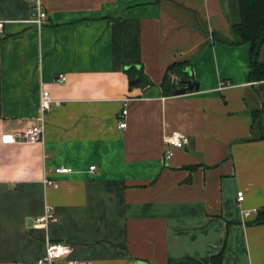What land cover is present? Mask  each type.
I'll return each instance as SVG.
<instances>
[{
  "label": "crops",
  "instance_id": "obj_1",
  "mask_svg": "<svg viewBox=\"0 0 264 264\" xmlns=\"http://www.w3.org/2000/svg\"><path fill=\"white\" fill-rule=\"evenodd\" d=\"M41 1L38 26L33 0H0V264L47 240L93 264H264V79H249L238 0ZM176 60L198 89L164 92ZM42 90L60 100L42 139L4 143ZM176 129L188 142L166 158ZM48 206L56 220L34 226Z\"/></svg>",
  "mask_w": 264,
  "mask_h": 264
},
{
  "label": "built area",
  "instance_id": "obj_2",
  "mask_svg": "<svg viewBox=\"0 0 264 264\" xmlns=\"http://www.w3.org/2000/svg\"><path fill=\"white\" fill-rule=\"evenodd\" d=\"M32 13L33 19L38 26H41L47 17V13L43 8V4L41 0H33L32 5ZM3 33V22L0 20V34ZM56 80L59 82H63L66 80V75L59 73L56 77ZM220 87L225 86L227 81L221 80L219 82ZM124 99V107L121 109V114L124 116L127 112L126 103ZM60 103V100L51 97L50 93L47 90H42L39 99L40 105V113L35 117L33 122L22 128L15 133H4L1 135L2 141L4 143L7 142H15V141H38L42 139V132L44 128V113L49 110L52 105H57ZM127 124L124 118L120 119L118 122L119 127H125ZM6 137L10 139H5ZM165 142L167 143V147L165 150V157L168 158L173 153L174 148L184 146L188 142V137L183 131L174 130L170 134L165 136ZM93 168V166H91ZM56 171H69L70 168L63 165H58L55 167ZM48 184H52V182L47 181ZM244 197L243 191H239L237 193V200L240 202ZM248 212H246L247 214ZM56 217L52 211L51 207H46L44 214L40 215V217L34 220V226L41 227L45 226L48 222L55 221ZM45 252L41 257L37 258V260H26V261H14L12 264H93L91 259H79V258H69V255L72 252V248L65 243L61 242H45Z\"/></svg>",
  "mask_w": 264,
  "mask_h": 264
},
{
  "label": "trees",
  "instance_id": "obj_3",
  "mask_svg": "<svg viewBox=\"0 0 264 264\" xmlns=\"http://www.w3.org/2000/svg\"><path fill=\"white\" fill-rule=\"evenodd\" d=\"M241 18L234 22L233 29L241 37V41L251 43L250 46V80L264 79V63L259 60V48L264 41V0H238ZM190 62L188 60H176L166 67L161 81L165 93H170L184 79H194L191 72L187 70ZM129 73L131 82L144 86L151 84L149 77L134 65L125 69ZM264 221V215L257 218ZM217 263V262H216ZM213 263V264H216Z\"/></svg>",
  "mask_w": 264,
  "mask_h": 264
},
{
  "label": "water",
  "instance_id": "obj_4",
  "mask_svg": "<svg viewBox=\"0 0 264 264\" xmlns=\"http://www.w3.org/2000/svg\"><path fill=\"white\" fill-rule=\"evenodd\" d=\"M199 85L198 82L194 79H184L181 81L179 86L175 87V89L172 91L173 94L175 93H184L187 91H190V89L195 88L198 89Z\"/></svg>",
  "mask_w": 264,
  "mask_h": 264
},
{
  "label": "snow or ice",
  "instance_id": "obj_5",
  "mask_svg": "<svg viewBox=\"0 0 264 264\" xmlns=\"http://www.w3.org/2000/svg\"><path fill=\"white\" fill-rule=\"evenodd\" d=\"M5 139L7 140V139H10V138L6 137Z\"/></svg>",
  "mask_w": 264,
  "mask_h": 264
}]
</instances>
